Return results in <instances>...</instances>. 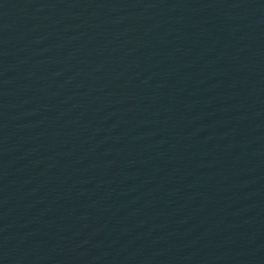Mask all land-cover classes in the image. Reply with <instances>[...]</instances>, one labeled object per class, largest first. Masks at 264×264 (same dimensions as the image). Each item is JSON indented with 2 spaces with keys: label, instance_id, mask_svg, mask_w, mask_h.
Listing matches in <instances>:
<instances>
[{
  "label": "water",
  "instance_id": "obj_1",
  "mask_svg": "<svg viewBox=\"0 0 264 264\" xmlns=\"http://www.w3.org/2000/svg\"><path fill=\"white\" fill-rule=\"evenodd\" d=\"M0 264H264V0H0Z\"/></svg>",
  "mask_w": 264,
  "mask_h": 264
}]
</instances>
